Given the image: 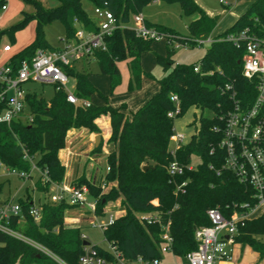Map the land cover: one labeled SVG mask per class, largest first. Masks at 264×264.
<instances>
[{"label": "trees", "instance_id": "obj_1", "mask_svg": "<svg viewBox=\"0 0 264 264\" xmlns=\"http://www.w3.org/2000/svg\"><path fill=\"white\" fill-rule=\"evenodd\" d=\"M34 6L32 14L23 13L19 22L5 32L15 42V33L28 22H35L33 40L22 50L16 51L11 45L4 61L15 68L23 60H31L38 49L53 50L45 38L44 26L54 20L63 23L66 31L64 40L75 38L81 25L89 30L96 29L95 19L84 8V0H55V7L47 8L35 0H24ZM95 6H103L112 11L118 22L128 23L131 15L142 12L143 8L154 0H90ZM167 3H179L186 16L198 15L188 25V35H181L173 29L153 25L172 35L179 43L195 46L197 39L209 37L217 25V16H209L195 0H162ZM7 0H0V9ZM249 28L251 34L264 36V0H255L234 24L214 38H224ZM2 33L0 32V37ZM154 40L144 39L133 28L116 29L106 38V49L95 51V61L99 72L109 77L113 92L122 81L118 63L127 61L130 79L128 90L140 89L142 79L153 75L142 69V54L153 52ZM167 43L165 55L153 52L156 62L164 71L157 82L159 91L155 92L136 111L128 112L127 106L113 107L92 82V72L88 68L76 69L65 66L70 78L75 80L74 93L81 100L90 101L96 95L102 104L90 101L76 104L67 100V92L55 85L54 96L46 100L37 92L28 90L27 110L33 116L31 123L15 120L11 124L0 122V170L2 167L32 172L33 165L45 172L35 183V190L42 192L44 198L35 206L31 196L20 200L21 211L10 216L3 224L22 237L0 231V264H81L85 239L82 227H67L64 223L66 211L78 206L66 200L53 202L49 193L53 184H61L65 176V166L59 157V151L66 146L69 131L87 129L99 133L96 119L107 114L111 121L110 151L107 153L105 183L115 182L104 191L102 183H94L86 177H80L73 185L89 188L90 198L96 200V214L105 215V207L111 201L121 199L126 210L123 216L108 224L103 230L105 239L117 246L122 256L135 259L162 258V231L160 223L142 224L139 213H156L164 222H170L173 238V253L184 258L197 248L195 230L210 225L207 210L218 207L229 217L234 211L247 212L248 203L256 201L252 190L238 180L234 173L222 170L216 175L215 169L221 167L223 157L217 146L221 134L215 127L222 125L220 117L233 107L229 96L221 91L226 83H232L238 98L249 106L255 98V86L242 75L241 60L244 50L229 41L212 42L205 55L197 64L178 65L175 63V50ZM88 61V60H87ZM82 61V62H87ZM200 66L195 72L194 67ZM212 72V73H209ZM179 98L180 113L183 116L190 108L200 110L196 132L178 151V160L190 164L193 157L198 163L193 170L183 175L172 176L167 170L171 157L168 154L170 137L173 134L174 118L168 112L176 104L171 95ZM102 144L96 149L100 150ZM147 169H143L144 166ZM213 165L214 169L210 166ZM183 182L181 189L177 186ZM36 207L39 218L30 210ZM264 214L244 220L238 227L236 243L249 245L264 255ZM39 246V247H38ZM98 254L110 261L113 255L105 248L93 245ZM42 248V249H41ZM58 258L47 254L44 250Z\"/></svg>", "mask_w": 264, "mask_h": 264}, {"label": "built area", "instance_id": "obj_2", "mask_svg": "<svg viewBox=\"0 0 264 264\" xmlns=\"http://www.w3.org/2000/svg\"><path fill=\"white\" fill-rule=\"evenodd\" d=\"M7 3L3 4L0 9V21L2 13L8 8ZM94 14L96 29L89 30L79 25L75 38L66 40V45L63 48L38 49L31 60H23L17 68L9 61H4L5 55L11 51V45L0 44V122L9 125L15 120L29 123L33 121V116L27 110L26 95L28 90L24 87V84L30 81L51 83L57 88H63L67 92V100L71 103L90 104L88 100L80 101L74 90L67 89L70 76L67 74L65 66L71 67L78 62L95 60V51L106 49V38L112 35L116 29L128 27L125 26V23L118 22L112 11L106 7L95 6ZM133 20L135 22L133 29L141 38L154 41L163 39L171 45L175 44L176 47L189 46L187 42L179 43L172 38L171 34L149 25L141 13L134 14ZM215 41H229L235 47L244 50L241 60L242 75L253 83L256 91L252 103L246 106L243 100L238 98L232 83H226L221 87V91L229 96L233 107L220 117L222 125L215 127V130L221 134V138L217 146H212L211 153H214L218 148L222 153L221 157H223L221 167L216 168L215 172L218 176L222 170L234 173L240 182L250 187L256 203L253 206L248 203L243 204V207H249L247 212L234 211L229 217L225 216L218 207L208 209L207 216L210 225L201 226L195 230L197 248L189 251L184 258H180V261L167 262L163 257L148 259L142 256L127 259L122 256L116 245L108 242L107 250L113 255L115 261L112 262L100 256L93 245L89 243L84 245L83 254L80 257L81 264H214L216 261L230 260L233 255V247L236 244L239 225L252 216L264 214V36L251 34L249 28H245L224 38L216 39L209 36L197 39L195 43L203 45ZM194 70L195 72L200 71L199 64L194 67ZM171 100L176 104V107L168 112V116L175 119L181 110L179 98L173 94ZM187 141L186 135L177 131L174 126L168 148L171 160L167 165V170L172 176L183 175L186 170H193L196 167L194 161L196 156L193 157L190 164H183L178 160V151ZM210 167L214 169L213 165ZM8 169L10 173L21 178L31 176V172ZM34 169L38 168L33 165L32 171ZM42 175L46 181L45 172H42ZM185 185L186 182H183L177 188L181 189ZM53 186L56 191L51 194V201L66 200L70 204L88 207L95 217L94 225L103 230L119 217L117 211H113L109 214L108 222L99 221L96 214V200L90 198L89 188L86 185L66 187L53 184ZM20 211L19 204H12L11 201L4 202L0 206V231L21 238L20 234L3 224L4 220L19 214ZM30 213L35 218H39L40 212L36 207H33ZM138 217L142 224L160 223L162 229L160 233L161 252L163 256L165 254L176 256L173 253L170 222H164L156 213H139ZM82 238L85 239L86 236L82 234ZM44 251L46 252V250Z\"/></svg>", "mask_w": 264, "mask_h": 264}, {"label": "rangeland", "instance_id": "obj_3", "mask_svg": "<svg viewBox=\"0 0 264 264\" xmlns=\"http://www.w3.org/2000/svg\"><path fill=\"white\" fill-rule=\"evenodd\" d=\"M40 2L43 6L47 8L55 7L57 2L55 0H35ZM8 8L2 13L0 21V32L2 36L0 37V44H13L16 51L22 50L27 46L34 37L35 22L31 20L22 29L15 33V42L12 41L6 30H9L14 24L20 21L23 13L32 14L35 12L34 6L30 3H26L24 0H7ZM84 8L88 12L89 16L95 19L94 8L95 5L90 0H84ZM142 16L151 24L161 25L166 28L173 29L181 35L188 34V23L190 21L189 16H186L182 10L179 3H167L164 1H158L146 5L142 12ZM134 15H131L130 20L125 26L133 28L135 22L133 20ZM45 38L48 43L54 49L63 48L66 45L65 27L63 23L59 20H54L44 26ZM209 43H204L203 45L195 46H178L175 44L170 45V48L175 50V63L178 65H192L197 64L205 55ZM167 43L165 40L154 41L152 44V51L159 54L165 55ZM153 52H145L142 54V69L154 76L152 79L148 76H144L142 79V84L140 89L135 91L128 90V82L130 77L129 67L127 61L119 62V69L121 72V84L112 92L110 88L109 77L107 75H102L99 72L98 64L95 60L87 62H78L73 64L76 69L88 68L92 72L91 80L94 85L108 97V102L113 107H120L122 104L127 105L128 112H136L155 92L159 91L160 85L157 82L158 79L162 78L164 71L160 65L157 64ZM27 90L37 92L41 97L46 100L51 99L55 94V85L51 83H42L37 81H30L24 84ZM75 80L70 78L67 89L74 90ZM146 95V98L142 105L136 109L131 107L134 105L135 98ZM95 98V99H94ZM91 98L95 100L93 103H97L100 99L96 96ZM96 100H98L96 102ZM200 115V110L196 107L190 108L183 116L175 118L174 126L177 131L182 132L186 135V139L189 140L191 135L196 132V124L198 121V116ZM96 162L93 160L90 163H95L97 174L96 181L105 180L107 159L103 153L94 152ZM194 161L198 163V158L194 157ZM78 163L73 164L69 169H66L65 182H69L77 177L78 173L82 170L78 168ZM79 170V172H78ZM100 172V175H99ZM67 177V178H66ZM41 178L39 172L34 171L32 177L21 178L18 175L10 173L7 167H2L0 170V206L6 202L11 201L12 204H18L19 201L25 200L27 194L29 193L31 197H34L35 206H38L39 201L44 198L42 192L35 190V183ZM101 183V182H99ZM104 183V184H103ZM115 182H102V188L106 192L108 191ZM105 185V186H104ZM54 186L51 187L53 189ZM55 189V188H54ZM53 192L50 191L49 196ZM108 204L117 205L118 216H123L126 213L125 208L121 203V199L116 201H111ZM105 211V210H104ZM113 210L107 209L104 216H98V220L101 222H108L109 214ZM79 218L81 223L88 222V226H84L81 232L86 236L85 240L90 244L99 245L102 248L108 249L109 243L105 239L103 229L99 226H95V217L92 211L85 206H76L73 209L66 211L64 215V223L67 227H76L78 222L74 219ZM261 241L264 242V236H262ZM47 254L52 255L58 260L56 256L52 253L46 251ZM59 261V260H58Z\"/></svg>", "mask_w": 264, "mask_h": 264}, {"label": "crops", "instance_id": "obj_4", "mask_svg": "<svg viewBox=\"0 0 264 264\" xmlns=\"http://www.w3.org/2000/svg\"><path fill=\"white\" fill-rule=\"evenodd\" d=\"M158 1L161 2L162 0H154L152 3ZM195 1L207 12L209 16H217L218 18L217 25L213 30L212 34L210 35L211 37L214 38L215 36L223 33L229 27H231L234 24L237 17L240 16L244 11H246V9L255 0H195ZM198 17H199L198 15L190 16L189 23L193 20H196ZM94 97H96V95L92 96V98ZM145 98L146 95L143 96L142 98L136 97L134 105L131 108L132 109L138 108L140 105H142ZM90 101L95 102V100H90ZM97 101L98 100H96V102ZM95 104H102V101L100 100ZM95 122L98 128L100 129L99 133L90 132L84 128L73 129L69 131L66 146L65 148L59 151V157L62 163L64 164L65 169H69L71 166H73V164L78 163L79 165L78 168L81 169L82 171L79 172L78 170L79 173L77 177L73 180H70L68 183L65 182V176L67 174L66 173L63 182L59 184V186L72 187L74 186L73 182L79 179L81 176L86 177L87 179H89L94 183H99V182L102 183L104 181V180L96 181V178L98 176L97 174L95 175L96 166L95 163H90V161L93 160L94 162H96L95 155L93 154L94 152L103 153L107 159L106 155L111 149V145L108 142L111 136L110 116L107 114L101 115L98 119H96ZM98 136H100V140L98 141V145H96V139ZM100 144H102V147L100 150H97L96 148ZM34 171H37L39 172V175H42V172L39 169H34L31 172L30 177L33 176ZM54 188L55 186L53 187V189H51V192L56 191V188L55 189ZM27 196H30V194L28 193ZM32 200L34 201V197H32ZM117 207L118 206L116 204L115 205L107 204L105 207V211L107 209L117 211L118 210ZM256 216H252V217H256ZM74 220L78 222L77 226H80L82 228L84 226H88V222L81 223L79 218H76ZM92 245H96V244H92ZM163 259L167 262H172L175 260L180 261V257H176L170 254H165L163 256ZM214 264H264V255H261V253L255 251L249 245H242L240 243H236L233 247V255L230 260H220V261H216Z\"/></svg>", "mask_w": 264, "mask_h": 264}, {"label": "water", "instance_id": "obj_5", "mask_svg": "<svg viewBox=\"0 0 264 264\" xmlns=\"http://www.w3.org/2000/svg\"><path fill=\"white\" fill-rule=\"evenodd\" d=\"M99 140H100V136H98L96 139V145H98ZM147 168H148V166H146V165L143 167V169H147ZM88 244H89V242H87V241L84 242V245H88Z\"/></svg>", "mask_w": 264, "mask_h": 264}]
</instances>
